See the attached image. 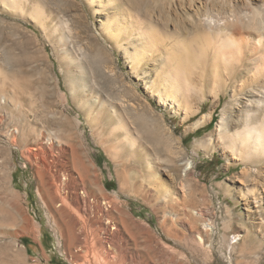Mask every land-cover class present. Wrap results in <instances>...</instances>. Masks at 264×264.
<instances>
[{"label":"rangeland","instance_id":"obj_1","mask_svg":"<svg viewBox=\"0 0 264 264\" xmlns=\"http://www.w3.org/2000/svg\"><path fill=\"white\" fill-rule=\"evenodd\" d=\"M123 1L172 38L206 1L202 18L235 11L264 33V0ZM105 13L83 0H0V264H102L100 243L123 264H264V161L241 179L243 165L215 136L199 145L222 111L235 123L263 107L264 94L205 95L183 122L137 79L156 66L133 72L135 44L112 46ZM211 109V122L192 129ZM47 169L86 200L80 216L86 227L99 222L100 239L59 233L39 189ZM251 188L259 207L244 200Z\"/></svg>","mask_w":264,"mask_h":264},{"label":"bare ground","instance_id":"obj_2","mask_svg":"<svg viewBox=\"0 0 264 264\" xmlns=\"http://www.w3.org/2000/svg\"><path fill=\"white\" fill-rule=\"evenodd\" d=\"M83 1L96 15L103 14L111 8L115 9L114 16L105 13L104 33L107 34V39L117 51H120L124 41L135 44L134 47L138 52L129 55L127 60L133 72L138 73L145 62H150L153 67L156 66L154 68L156 75L150 70L139 74L137 79L143 83L148 96L155 97L159 105L180 112L183 122L199 115L200 105L205 102V95L213 102H218L220 97L228 94L229 91L230 99H233L242 94L246 88L252 93L264 94L262 91L264 90V33L256 32L255 25L243 26L242 15L235 11L216 21L213 18L209 19V16L202 18L200 10L208 1L204 5L198 2L199 8L190 9L191 13L186 15V21H180L175 29V37L172 38L171 33L170 36L158 29L159 27L155 25L157 22L140 19L141 17L123 0ZM173 1L178 2V0H170L171 5ZM183 2L180 1L179 10L183 8ZM205 88L208 90L204 91ZM222 113V118L217 121L209 137L206 140L202 139L199 145L202 147L207 142L211 144L215 136L216 144L222 149L227 160L243 165L240 171L241 179L250 171L258 172L256 166L251 168L249 165L264 161V106L256 107L253 115L248 113L232 124L226 123V112L222 111ZM213 114L214 110L211 109L200 115L191 128L197 130L206 126L211 122ZM191 168L187 163L185 170ZM60 170L61 174L65 173L64 168ZM43 173L45 179L41 181L39 189L50 214L59 220L56 222L59 233L76 240L83 237L85 241L89 236L99 237L96 229V224L99 222H93L90 227H86L85 221L80 216V211L83 216L87 215L84 209L86 200L83 197L79 198L76 189L62 187L67 184L65 181L68 178L64 176V180L61 181L60 174H53L49 170ZM68 177L74 178L72 175ZM252 194L253 188L247 191L244 200L252 198L251 202L259 207L260 201L252 197ZM33 230V227H29L26 233ZM83 243L87 242L83 241ZM98 246L102 251V254L100 253L102 264H123L121 259L124 256L120 255V260L117 261V258L107 251L106 245L100 243Z\"/></svg>","mask_w":264,"mask_h":264}]
</instances>
